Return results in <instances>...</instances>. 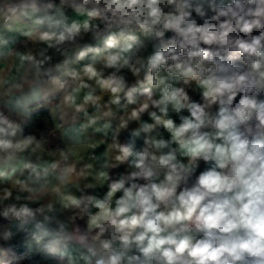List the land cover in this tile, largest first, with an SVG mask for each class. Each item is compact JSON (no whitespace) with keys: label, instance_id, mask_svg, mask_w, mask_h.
<instances>
[{"label":"clouds","instance_id":"obj_1","mask_svg":"<svg viewBox=\"0 0 264 264\" xmlns=\"http://www.w3.org/2000/svg\"><path fill=\"white\" fill-rule=\"evenodd\" d=\"M0 264H264V0H0Z\"/></svg>","mask_w":264,"mask_h":264}]
</instances>
